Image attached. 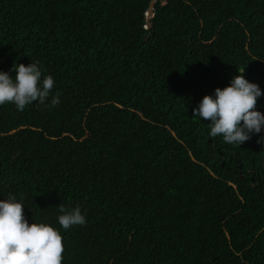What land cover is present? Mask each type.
Instances as JSON below:
<instances>
[{"label":"trees","instance_id":"16d2710c","mask_svg":"<svg viewBox=\"0 0 264 264\" xmlns=\"http://www.w3.org/2000/svg\"><path fill=\"white\" fill-rule=\"evenodd\" d=\"M31 59L54 86L0 105V199L60 228L62 264H264V131L193 113L239 71L264 93V0H0V69Z\"/></svg>","mask_w":264,"mask_h":264},{"label":"clouds","instance_id":"9594fccd","mask_svg":"<svg viewBox=\"0 0 264 264\" xmlns=\"http://www.w3.org/2000/svg\"><path fill=\"white\" fill-rule=\"evenodd\" d=\"M11 70L15 76L10 75ZM11 70L0 69V105L12 103L22 111L33 101L45 102L54 86V77L42 73L38 61L31 59L27 65L14 62ZM239 72L226 86L205 94L193 108L194 116L210 120L209 137L220 134L225 142L236 145L264 131V112L256 107L264 93L258 83ZM50 103H59V98L53 96ZM258 142H264V135L258 137ZM3 197L0 199V264H62L60 228L35 217L29 223L23 212L25 203L13 193ZM58 208L56 221L61 228L86 223V213L79 204L66 207L60 203Z\"/></svg>","mask_w":264,"mask_h":264},{"label":"water","instance_id":"95a60500","mask_svg":"<svg viewBox=\"0 0 264 264\" xmlns=\"http://www.w3.org/2000/svg\"><path fill=\"white\" fill-rule=\"evenodd\" d=\"M154 2L151 4V7H150V9H149V11H148V17H151V15L153 14V8H154ZM148 25H150V21L148 22Z\"/></svg>","mask_w":264,"mask_h":264}]
</instances>
